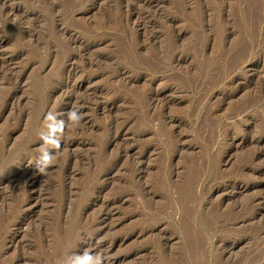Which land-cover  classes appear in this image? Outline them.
I'll list each match as a JSON object with an SVG mask.
<instances>
[{
  "label": "rangeland",
  "instance_id": "1",
  "mask_svg": "<svg viewBox=\"0 0 264 264\" xmlns=\"http://www.w3.org/2000/svg\"><path fill=\"white\" fill-rule=\"evenodd\" d=\"M4 169L0 264H264V0H0Z\"/></svg>",
  "mask_w": 264,
  "mask_h": 264
},
{
  "label": "clouds",
  "instance_id": "2",
  "mask_svg": "<svg viewBox=\"0 0 264 264\" xmlns=\"http://www.w3.org/2000/svg\"><path fill=\"white\" fill-rule=\"evenodd\" d=\"M47 121H51L52 123H46V126L49 128V132L46 136L43 137L45 145H54L55 147L60 146V133L63 130L64 122L57 121L56 117L49 113L46 118ZM69 120L73 122V126L77 125L81 120V116L77 114L76 111L70 110L69 112ZM53 163V155L48 150L47 147H43L41 150V155L38 162V171L43 172L48 166ZM75 264H102V258L97 256L93 258L90 255H85L83 258L78 257Z\"/></svg>",
  "mask_w": 264,
  "mask_h": 264
},
{
  "label": "bare ground",
  "instance_id": "3",
  "mask_svg": "<svg viewBox=\"0 0 264 264\" xmlns=\"http://www.w3.org/2000/svg\"><path fill=\"white\" fill-rule=\"evenodd\" d=\"M1 1L3 2V4H6V5H7V2H8L9 0H1ZM141 162H142V161H140V160L137 161V163L140 164V165H141ZM7 170H8V169H4V170L1 171V176H0V180H1V181H3L4 178L7 176V175H6ZM17 172H19V170H18ZM30 175H33V173H31ZM24 183H25V184L29 183V185L32 186L33 183H34V181H33L32 179H27L26 182L24 181ZM106 205H109V203H107ZM106 212H108V211H106Z\"/></svg>",
  "mask_w": 264,
  "mask_h": 264
}]
</instances>
